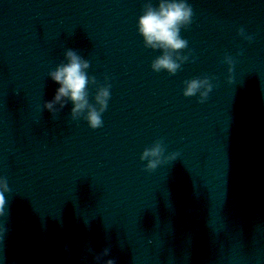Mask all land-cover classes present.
Instances as JSON below:
<instances>
[{"label": "water", "instance_id": "obj_1", "mask_svg": "<svg viewBox=\"0 0 264 264\" xmlns=\"http://www.w3.org/2000/svg\"><path fill=\"white\" fill-rule=\"evenodd\" d=\"M147 2L0 0V264H264V0H188L175 75L151 69ZM69 49L90 64V106L110 85L96 130L71 101L40 110ZM205 77L203 104L183 96Z\"/></svg>", "mask_w": 264, "mask_h": 264}, {"label": "clouds", "instance_id": "obj_2", "mask_svg": "<svg viewBox=\"0 0 264 264\" xmlns=\"http://www.w3.org/2000/svg\"><path fill=\"white\" fill-rule=\"evenodd\" d=\"M192 17L193 10L188 0H156L155 6L152 0H148L145 4L143 13L137 20V30L146 48L161 53L151 64L153 72L164 71L169 75H175L189 60L190 54H180L188 47V41L181 37V31L192 23ZM238 35L251 42L252 38L246 36L243 29L239 30ZM64 61L48 73L49 79L58 87L53 98L46 101L40 110L47 111L51 118L55 119L60 109L65 106V102L71 101L73 120L86 112L84 118L89 128L93 130L101 128L103 126L101 116L107 109L110 99V85L106 84L97 91L95 96V103L99 106L97 110L89 105L87 98V85L90 82L95 83V79L87 74L89 62L71 49L64 53ZM224 63L229 65L230 72L233 59L226 55ZM212 88L213 85L208 77L194 78L184 82L183 96L186 98L198 96V103L203 104ZM165 150L162 141H157L144 150L141 160L147 161V171L155 170L163 162L161 158ZM8 190L6 180L0 177V209L3 208L4 194ZM108 264H114V261H108Z\"/></svg>", "mask_w": 264, "mask_h": 264}]
</instances>
